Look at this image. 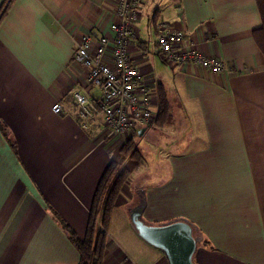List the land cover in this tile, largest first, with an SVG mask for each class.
Here are the masks:
<instances>
[{"label": "crops", "instance_id": "crops-1", "mask_svg": "<svg viewBox=\"0 0 264 264\" xmlns=\"http://www.w3.org/2000/svg\"><path fill=\"white\" fill-rule=\"evenodd\" d=\"M116 3L9 0L0 18V123L16 151L0 132V264L79 262L59 219L83 234L96 184L130 136L105 137L101 117L80 126L72 92L94 101L101 92L73 60V39L109 36ZM162 22L226 68L166 61L153 42ZM260 25L255 0L140 1L130 59L155 114L164 89L170 120L133 134L151 133L165 156L157 180L122 186L103 264H175L174 252L189 264L194 239L199 264H264V56L252 38ZM56 101L63 111L52 110Z\"/></svg>", "mask_w": 264, "mask_h": 264}, {"label": "built area", "instance_id": "built-area-1", "mask_svg": "<svg viewBox=\"0 0 264 264\" xmlns=\"http://www.w3.org/2000/svg\"><path fill=\"white\" fill-rule=\"evenodd\" d=\"M140 1L117 0L109 36L88 31L73 39V60L86 68L87 82L101 92L100 99L94 101L73 91L76 116L82 128L101 117L105 137L116 133L132 136L140 126H151L156 116L151 107L152 93L142 83L128 50L130 41L136 38L133 25L138 20ZM153 42L172 64L194 63L211 73L226 68L220 58L200 51L192 40L185 39L184 30L164 22L159 23ZM52 110L63 111L62 104L54 102Z\"/></svg>", "mask_w": 264, "mask_h": 264}, {"label": "trees", "instance_id": "trees-1", "mask_svg": "<svg viewBox=\"0 0 264 264\" xmlns=\"http://www.w3.org/2000/svg\"><path fill=\"white\" fill-rule=\"evenodd\" d=\"M255 1L261 17V25L253 29L252 38L264 56V0ZM8 4L9 0H6L0 7V18L5 13ZM169 120L170 105L166 93L160 85L158 86V109L153 126L160 128ZM0 132L9 142L11 149L15 151V142L8 136L6 125L0 123ZM136 136L137 134H134L126 139L101 174L88 207V217L83 234L78 235L68 223L62 218H58L79 253L78 264H103L107 243L106 231L116 199L131 174L132 167H138L142 158V154L136 146L138 142ZM135 181V185L140 187L142 183L140 178Z\"/></svg>", "mask_w": 264, "mask_h": 264}, {"label": "rangeland", "instance_id": "rangeland-1", "mask_svg": "<svg viewBox=\"0 0 264 264\" xmlns=\"http://www.w3.org/2000/svg\"><path fill=\"white\" fill-rule=\"evenodd\" d=\"M146 137L144 138H138L137 136V140H139V143L137 142L136 146L139 148L140 153L142 154V158L140 160L139 166L134 168V166L132 167L133 170L131 172V174H129L128 179H130L133 176H139L137 178H135V180H137L138 178H140L142 183H147V182H153L155 180H157V174H159V165H160V160L163 159V157L165 156L163 154L162 149L155 147L152 144V140H154L156 142V139L154 137H152L151 133H148L147 135H145ZM149 138V140H148ZM151 173H154L156 175L151 176ZM126 180V181H127ZM126 183V182H125ZM194 241L196 242L194 245V251L192 253L191 256V263L192 264H199L197 257H198V251H201L203 248V244L202 243H197L196 239H194ZM197 252V253H196Z\"/></svg>", "mask_w": 264, "mask_h": 264}, {"label": "water", "instance_id": "water-1", "mask_svg": "<svg viewBox=\"0 0 264 264\" xmlns=\"http://www.w3.org/2000/svg\"><path fill=\"white\" fill-rule=\"evenodd\" d=\"M173 259H174L175 264H183L182 261L178 259V257H177L175 252L173 253ZM188 263L191 264L190 260L188 261Z\"/></svg>", "mask_w": 264, "mask_h": 264}, {"label": "flooded vegetation", "instance_id": "flooded-vegetation-1", "mask_svg": "<svg viewBox=\"0 0 264 264\" xmlns=\"http://www.w3.org/2000/svg\"><path fill=\"white\" fill-rule=\"evenodd\" d=\"M168 245V244H167ZM171 245V244H170ZM169 248H170V246H169Z\"/></svg>", "mask_w": 264, "mask_h": 264}]
</instances>
